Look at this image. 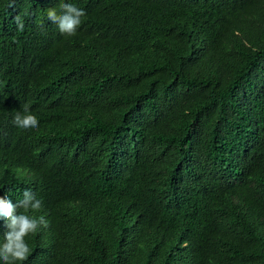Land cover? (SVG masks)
Segmentation results:
<instances>
[{
	"label": "trees",
	"instance_id": "16d2710c",
	"mask_svg": "<svg viewBox=\"0 0 264 264\" xmlns=\"http://www.w3.org/2000/svg\"><path fill=\"white\" fill-rule=\"evenodd\" d=\"M25 190L20 264H264V0H0V197Z\"/></svg>",
	"mask_w": 264,
	"mask_h": 264
},
{
	"label": "clouds",
	"instance_id": "9594fccd",
	"mask_svg": "<svg viewBox=\"0 0 264 264\" xmlns=\"http://www.w3.org/2000/svg\"><path fill=\"white\" fill-rule=\"evenodd\" d=\"M61 14L58 15L56 9L47 10L48 20L57 25L61 34L74 36L81 25V18L86 15L83 9L76 7L72 3L60 4ZM18 31H23L25 24L20 16L13 18ZM14 124L20 129H35L39 121L34 114H31L25 107L23 114L17 112L14 117ZM15 204L8 197H0V218L6 221L8 231L5 233L3 243L0 244V259L4 264H20L25 261L30 248L26 242V237L35 234L41 226L47 227V211L41 209L43 202L30 191L25 190ZM23 209V212H17V209ZM39 211L40 217L29 216V211Z\"/></svg>",
	"mask_w": 264,
	"mask_h": 264
}]
</instances>
